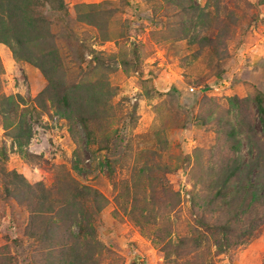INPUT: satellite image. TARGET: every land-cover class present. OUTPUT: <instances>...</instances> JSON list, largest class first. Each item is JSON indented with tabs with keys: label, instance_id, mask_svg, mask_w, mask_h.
Masks as SVG:
<instances>
[{
	"label": "rangeland",
	"instance_id": "obj_1",
	"mask_svg": "<svg viewBox=\"0 0 264 264\" xmlns=\"http://www.w3.org/2000/svg\"><path fill=\"white\" fill-rule=\"evenodd\" d=\"M63 2L0 41V264H60L91 218L97 264H264V0Z\"/></svg>",
	"mask_w": 264,
	"mask_h": 264
},
{
	"label": "trees",
	"instance_id": "obj_2",
	"mask_svg": "<svg viewBox=\"0 0 264 264\" xmlns=\"http://www.w3.org/2000/svg\"><path fill=\"white\" fill-rule=\"evenodd\" d=\"M48 5L53 6L54 10L65 9L63 0H0V41L8 43L11 46L12 51L15 53V48L11 45V39H14L15 42L21 44V31H26L28 27H31L34 23V19L30 16V14L33 13L37 7H47ZM3 30L12 31L14 35L11 38V36H8L9 34L7 32L4 33ZM18 33L20 34L17 36ZM61 99L63 103L67 102V96H62ZM253 101L258 111L260 125L264 130V93L260 90H257L253 96ZM81 121L84 128L87 129L85 121L82 118ZM2 175L13 178V181L10 182V186L8 184L4 188L6 193L9 195L14 194L15 189L19 191L23 189V187L30 188L28 185H26L23 177L13 170H3ZM234 175L235 173L231 170H228V172L224 174L222 185L223 188H225L226 183L227 185L229 184ZM223 188L218 190V195L222 194ZM74 189L75 190L73 191L72 195L73 198L82 199L83 205L91 207V211L93 210L96 212L99 210L98 199L100 194L98 192L95 190H90L87 187L79 188L76 186ZM246 189L250 191V188L247 187ZM262 189H264V185L260 186L257 192H254L255 194H253V191L251 193L249 192L251 196H255L254 198L250 197L251 201L253 199L258 201L264 197V192H261ZM89 215L92 216L91 214ZM33 218H35V216L32 217V221H30V227H28V237H32L37 241H47L48 244L46 245L50 247L51 250H53L52 247L56 248V242H50L52 239L49 235L50 229L45 225L43 228L40 227V229L37 231V227L33 225V222L35 221ZM78 225L80 231L78 236L79 238H82L84 244L82 245V248H79L75 245L73 240L69 238H63L61 242H59L60 254L64 256V259H60V264H64L66 259L69 260L71 264H97V259L94 257V255L97 253L98 256L100 253L97 248L98 245L100 246V242L96 237L97 235L94 221H92L91 218V220H85ZM228 232L229 230L226 227L221 229L223 236H225Z\"/></svg>",
	"mask_w": 264,
	"mask_h": 264
},
{
	"label": "built area",
	"instance_id": "obj_3",
	"mask_svg": "<svg viewBox=\"0 0 264 264\" xmlns=\"http://www.w3.org/2000/svg\"><path fill=\"white\" fill-rule=\"evenodd\" d=\"M193 90V88L192 87H190V91H192Z\"/></svg>",
	"mask_w": 264,
	"mask_h": 264
}]
</instances>
